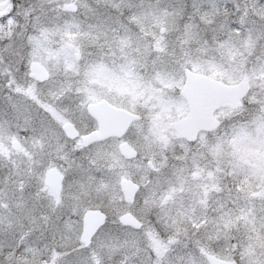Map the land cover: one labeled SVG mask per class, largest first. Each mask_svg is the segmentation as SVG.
Returning <instances> with one entry per match:
<instances>
[{
    "label": "rangeland",
    "instance_id": "1",
    "mask_svg": "<svg viewBox=\"0 0 264 264\" xmlns=\"http://www.w3.org/2000/svg\"><path fill=\"white\" fill-rule=\"evenodd\" d=\"M262 23L264 0H11L0 9V264H128L135 252L159 250L161 257L165 250L176 251L174 241L148 242L138 232L113 228L125 210L122 179L140 186L136 205L165 202L167 184L174 189L181 177L187 194L178 202L212 203L220 209L222 179L228 175L235 213L231 230L237 226L232 221L239 220L240 198L264 205V192L258 196L264 190V116L254 102L264 96ZM33 61L49 71L47 82L29 78ZM186 68L250 86L241 106L217 111L219 128L200 133L194 143L181 140L170 127L188 112L180 95ZM86 93L88 103L107 101L137 117L123 140L138 157L121 158L122 141L111 138L101 143L100 160L85 159L66 173L65 186L81 189L73 191L85 212L102 208L110 217L90 249L81 251L78 243L40 241L51 229L37 217L50 205L45 190L36 200L31 163L6 157L1 146L10 144L13 152L12 143L19 141L29 154L35 139L62 145L67 122L79 131L96 129L87 108L80 109ZM114 145L116 154L105 158ZM251 158L259 161L258 173L247 168ZM37 203L42 210L37 211ZM73 204L69 200L66 208H78ZM147 213L140 212L146 223L158 222V216ZM213 225L220 233L221 223L214 220ZM237 236L231 232L229 238ZM201 237L198 251L222 250L220 236Z\"/></svg>",
    "mask_w": 264,
    "mask_h": 264
},
{
    "label": "flooded vegetation",
    "instance_id": "2",
    "mask_svg": "<svg viewBox=\"0 0 264 264\" xmlns=\"http://www.w3.org/2000/svg\"><path fill=\"white\" fill-rule=\"evenodd\" d=\"M30 74L31 69L29 78ZM80 98H82L83 101V105L81 104L80 109L87 108L90 118L96 125V129L85 132L79 131L73 123L69 122L74 125L79 134L76 139H70L66 136L63 125L62 131L66 139L65 142L61 143L62 145H48V143L43 139H35L33 141L31 149L29 150V154L25 152L23 153V145L19 141H14L12 143V149L14 150L13 152L10 150V144L3 145L1 147L5 148L4 150L6 151V157L11 158L12 156L17 155L21 156L23 160L29 161L31 163V167H33L32 177H34V182H32V193L34 194L36 200L37 198L39 199L42 197L41 193L43 190H45V195L48 198L50 205L43 211L41 217H39V214H36L38 217V222L42 225V227H49L51 229L48 230L50 234H42L40 236V241L43 240L44 242L51 243H78V248L81 251H85L90 249L100 230L103 227L107 226L110 217L108 213L102 208H91L85 212V203L82 202V198L79 197V193L73 191L81 189L73 185V187L65 186V182L67 183L68 179L66 173L70 170L72 172L75 171L78 168V163H85V159L88 161L97 159L100 160L103 153L101 143L111 138L122 141L118 146V153L120 157L125 160L131 161L136 159L138 157V151L133 148V146L129 144V142L123 140L132 124L121 136L112 135L101 137V139L99 140L85 143V138L89 137L90 135L94 133H98L100 135L99 122L90 113V109L92 107L100 106L105 103L113 109L121 110L129 114L132 113L128 112L123 107L111 105L107 101H100L94 104L88 103L86 101L87 93L83 94V96H81ZM62 103L64 102L62 101ZM16 142H18L20 145L18 150L14 148V144ZM123 145H128L131 149H133L137 153L136 157L127 159L125 156H123L120 152V148ZM58 149L59 151L55 152ZM110 152L112 153V155L116 154L115 145L113 146V150L112 148H110L108 153H105V158H107V155ZM62 159H64V161H61ZM43 162L45 163L42 167ZM258 162L259 161L257 159L251 158V160L247 162V168L249 170H252L253 173H258ZM40 164L41 166H39ZM149 166L153 169L151 162H149ZM50 171L56 173L58 172L62 177L58 189H52L45 185L46 175ZM42 174L43 184H40L39 179L42 178ZM35 177H37V179ZM194 177L197 178L198 176L194 175ZM181 179V177L177 178L174 189L171 187V185L167 184L168 186L166 187H168L169 191L168 196H166L167 200L157 205H152L150 203L147 205V203L145 204L144 202V204L141 203V205H136V198L141 190L140 186L134 179H122L119 182L121 195L125 200V210L118 216L113 228H116V230L117 228H120L128 229L131 232H138L141 238L148 242L154 241L160 243V241H174L176 244L175 248H177L176 251H172L173 249L171 248L165 250L164 256L161 257L159 250L150 252H135L128 258V264H166L167 262L169 264H210L208 260L209 256L225 261L229 264H264V205H255V203L252 202H245V199H247L248 196L240 198L242 202L237 209V216L239 217V220H236L234 222L232 221V223L237 226H233L236 228H233L231 230L230 216L232 215L233 217H235V213L234 209L231 208L233 205L230 204V182L228 175H225L222 179L223 203L220 209L214 208L212 203H205L201 206H198L197 204L195 205L192 203L178 202V200H180L184 194L185 197L187 194V192H184L186 188H183L184 186L180 185ZM123 180L129 181L136 186V190L133 191L131 195L132 197L129 200L127 199V196L123 192L120 185ZM147 184H149V181L147 182ZM252 184L253 182H250L249 185ZM263 192L264 190H260L258 196H262ZM172 196L177 201L174 200L170 202ZM69 200H72L74 204L75 202H77L78 208H66L67 202ZM36 205L38 206L37 211L42 210V208H39L41 204L37 203ZM147 206H149V208ZM145 210L148 211L147 214L149 215L152 214L154 216H158V222L152 221L153 225H150L151 221L149 223H146L148 221L144 220L140 214V212H143ZM215 210H219L220 212L218 213ZM88 211L101 212L105 216V223L97 230L95 235L92 237L90 246L85 247L81 242V237L84 231L85 214ZM56 214L60 215L58 219L55 218ZM127 215H130L134 219H136L139 222V227L121 223L120 218ZM214 220L218 223H221L220 233H217L219 228L214 229ZM231 232H237L238 236L231 240L229 238ZM203 233H206L209 241L213 239L212 236L214 237V235L218 237L220 236L222 240V250H215L213 252L198 251L196 245L198 243L204 242L202 241L204 239L201 237ZM60 251L63 253L66 252V250L62 249Z\"/></svg>",
    "mask_w": 264,
    "mask_h": 264
},
{
    "label": "water",
    "instance_id": "3",
    "mask_svg": "<svg viewBox=\"0 0 264 264\" xmlns=\"http://www.w3.org/2000/svg\"><path fill=\"white\" fill-rule=\"evenodd\" d=\"M11 0H6L0 5V9L8 6ZM65 9L76 12L72 5H66ZM164 29L161 30V33ZM48 71L39 63L31 66L30 78L39 83L49 80ZM249 84L243 81L235 85H227L215 80L207 75L185 70V83L180 94L185 99L188 106V114L185 118L173 123L170 127L175 130L178 136L188 142H195L200 132L214 131L218 128L219 122L215 118V113L221 108L236 109L241 106L242 99L248 94ZM90 113L95 117L100 126V135L94 133L85 138V143L99 140L101 137L121 136L129 126L136 120V117L127 112L116 110L103 103L100 106L92 107ZM65 134L70 139H76L79 134L74 125L67 123L63 127ZM19 143L14 144L15 149H19ZM120 152L127 159L135 158L137 153L128 145H123ZM62 177L57 172L50 171L46 175L45 184L49 188L58 189ZM121 187L127 199H131L136 186L129 181L123 180ZM120 222L134 227H139V222L132 216L127 215L120 218ZM105 223V216L99 211H89L85 215L84 231L81 242L89 247L91 239L96 231ZM210 264H229L225 261L208 257Z\"/></svg>",
    "mask_w": 264,
    "mask_h": 264
},
{
    "label": "snow or ice",
    "instance_id": "4",
    "mask_svg": "<svg viewBox=\"0 0 264 264\" xmlns=\"http://www.w3.org/2000/svg\"><path fill=\"white\" fill-rule=\"evenodd\" d=\"M236 32H239V29L234 30ZM259 36H258V41L259 40H264V23H262L259 26ZM252 30H250V34H251ZM255 103H257L259 105L257 111L264 116V96H262L260 99L254 101Z\"/></svg>",
    "mask_w": 264,
    "mask_h": 264
},
{
    "label": "trees",
    "instance_id": "5",
    "mask_svg": "<svg viewBox=\"0 0 264 264\" xmlns=\"http://www.w3.org/2000/svg\"><path fill=\"white\" fill-rule=\"evenodd\" d=\"M248 67H250V66H248Z\"/></svg>",
    "mask_w": 264,
    "mask_h": 264
}]
</instances>
